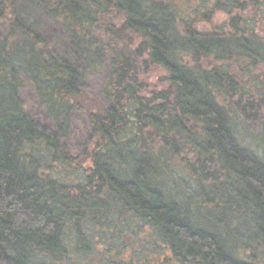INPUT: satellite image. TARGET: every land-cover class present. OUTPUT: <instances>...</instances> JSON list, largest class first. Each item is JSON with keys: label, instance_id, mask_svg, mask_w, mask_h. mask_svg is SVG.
<instances>
[{"label": "trees", "instance_id": "1", "mask_svg": "<svg viewBox=\"0 0 264 264\" xmlns=\"http://www.w3.org/2000/svg\"><path fill=\"white\" fill-rule=\"evenodd\" d=\"M102 61L80 163L68 114ZM243 134L264 144V0H0V264H264Z\"/></svg>", "mask_w": 264, "mask_h": 264}, {"label": "rangeland", "instance_id": "2", "mask_svg": "<svg viewBox=\"0 0 264 264\" xmlns=\"http://www.w3.org/2000/svg\"><path fill=\"white\" fill-rule=\"evenodd\" d=\"M31 17L33 18V16ZM39 18L40 31H46V28L50 26V24L42 17ZM225 19L226 16L220 13L215 17L213 23H207L205 26L207 29H212L216 25H220L224 22ZM61 45L60 47H62ZM82 65L85 70V85L82 94L76 99L77 102L75 109L69 111L67 126V143L74 154L79 157L80 163L84 161L86 157L83 155V144L89 130L86 115L91 110H95L97 107L102 106L103 99L101 97V92L102 88L106 85L109 73V64L107 61L99 62L96 66L92 65L91 67H88L84 63H82ZM22 97L26 104L27 111L36 120H39L42 123H47L45 107L41 105L32 85H25L22 91ZM240 142L247 149L253 150L261 157H264V144L261 140L255 139L251 135L243 134L240 135ZM182 177H184L188 183L185 184L184 182L183 185L185 189H183V192L189 194V185H192V181L184 175ZM180 191H182V189H180Z\"/></svg>", "mask_w": 264, "mask_h": 264}]
</instances>
